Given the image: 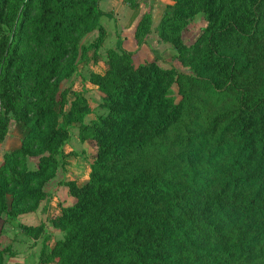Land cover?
Segmentation results:
<instances>
[{"label":"trees","instance_id":"obj_1","mask_svg":"<svg viewBox=\"0 0 264 264\" xmlns=\"http://www.w3.org/2000/svg\"><path fill=\"white\" fill-rule=\"evenodd\" d=\"M173 1L161 36L195 73L135 65L121 46L101 54L100 0H0V142L10 115L27 128L0 166V217L36 207L76 123L97 150L41 262L264 264V0ZM199 12L206 24L187 46L177 32ZM89 57L104 67L90 79L105 112L86 122L88 90L68 100L62 83Z\"/></svg>","mask_w":264,"mask_h":264},{"label":"rangeland","instance_id":"obj_2","mask_svg":"<svg viewBox=\"0 0 264 264\" xmlns=\"http://www.w3.org/2000/svg\"><path fill=\"white\" fill-rule=\"evenodd\" d=\"M104 1L100 0L99 5L107 9L109 15L101 17V24L105 27L107 35L100 51L101 54L105 55L109 49L121 46L133 54L135 65L146 61H157L161 66H173L179 71L195 73L182 62L174 43L161 36V21L164 13L174 5L173 0H115L123 6L121 14L115 10L111 11L108 7L111 0ZM145 15H150L151 23L149 32L144 36L141 44L136 38V31ZM105 24L110 25L111 36ZM205 24L204 14L196 13L187 18L177 34L185 45L191 46L198 39ZM117 25L119 28L128 29L130 27L131 29V39L128 37L124 39L128 40V44L125 43L127 48L123 46L124 40L121 34L118 38L115 36V33L119 31ZM132 35L135 38H132ZM97 36L98 31H92L82 39L81 44L88 45L94 42ZM92 54L91 50L89 56L92 57ZM90 57L81 61L73 77L62 83V89L66 91L68 100L74 99V93L88 90L86 97L92 111L87 116L86 122L105 112L101 107V96L97 86L90 79L95 73H104V67L102 62L95 63ZM79 127L80 124L76 123L70 129V138L63 147L64 155L59 156L60 164L55 175L44 183L43 195L36 207L27 211L14 210L13 214L4 212L0 217V250L2 251L0 264H58L56 261L41 262L42 246L46 243L52 248L56 241L64 236V232L54 225L53 219L60 215L63 207L75 203V198L69 192V183H81L87 180L91 171L90 165L97 155V150L93 145L80 140ZM26 133L25 125L10 115L6 137L0 142V166L4 161V153L19 147ZM38 163L37 157L28 158L30 168H38ZM8 199L11 201L10 196ZM21 226L38 230L29 234Z\"/></svg>","mask_w":264,"mask_h":264},{"label":"crops","instance_id":"obj_3","mask_svg":"<svg viewBox=\"0 0 264 264\" xmlns=\"http://www.w3.org/2000/svg\"><path fill=\"white\" fill-rule=\"evenodd\" d=\"M104 2H106V0ZM108 7L111 8V11H114L115 10V12H117V13H119V12H120V14L122 13L123 6L120 5L119 1L111 0L110 5H108ZM101 9H103L106 12H108V10L107 9L105 10V8L102 5H101ZM105 26H107L108 33L110 34V32H109L110 25L109 24L108 25L105 24ZM117 28H119V25H117ZM117 28H116V30H117ZM130 32H131L130 27H128V29H125L124 27H122V28L120 27L119 28V31H117V33H115V36H116V38H118V37H120L119 34H121V38H123V40L126 37H128L129 39H131V33ZM110 36H111V34H110ZM112 37H113V35H112ZM132 38H135L134 35H132ZM127 41L128 40H124V42H123V46L125 48H127L126 45H125V43L128 44ZM118 42H117V44H119ZM129 42H130V40H129ZM133 50L134 49H132V51Z\"/></svg>","mask_w":264,"mask_h":264}]
</instances>
